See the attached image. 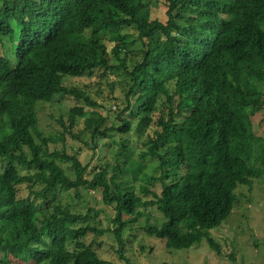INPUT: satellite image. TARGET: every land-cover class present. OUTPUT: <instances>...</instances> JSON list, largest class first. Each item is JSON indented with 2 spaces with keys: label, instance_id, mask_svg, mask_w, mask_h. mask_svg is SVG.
<instances>
[{
  "label": "trees",
  "instance_id": "trees-1",
  "mask_svg": "<svg viewBox=\"0 0 264 264\" xmlns=\"http://www.w3.org/2000/svg\"><path fill=\"white\" fill-rule=\"evenodd\" d=\"M164 6L162 22L151 19L144 0H0V252L12 256L11 264L107 263L83 241L102 232L85 222L92 210L73 212L56 202L57 191L81 197L80 189H101L105 204L114 205L120 251L127 223L155 205L164 221L148 224L147 233L168 248L206 238L221 254L210 229L231 213L237 186L264 175V138L252 121L264 108L263 92L243 79L264 80V0H165ZM127 47L135 55L130 65L120 57ZM112 57L128 78L118 118L100 130L102 116L90 118L74 106L68 126L61 124L68 130L83 117L95 144L111 131L119 137L116 155L124 158L117 170L133 175L144 165L132 158L124 134L144 137L140 158L155 161L154 179L162 184L160 193L142 188L151 199L136 194L124 176L108 183L105 163L84 177L76 154L50 151L57 139L36 128V105L61 92L96 106L65 81L110 71ZM62 161L71 162L74 178ZM22 184L26 196L19 195Z\"/></svg>",
  "mask_w": 264,
  "mask_h": 264
},
{
  "label": "rangeland",
  "instance_id": "rangeland-1",
  "mask_svg": "<svg viewBox=\"0 0 264 264\" xmlns=\"http://www.w3.org/2000/svg\"><path fill=\"white\" fill-rule=\"evenodd\" d=\"M164 1L144 0L151 19L157 18L162 22L167 20ZM129 31L133 35L134 32ZM134 36H136L135 33ZM130 48L123 49L120 54V57H125L126 65H130L135 58L134 54L131 57L129 53H126ZM110 65V71L97 70L92 75L73 77L65 81L66 84H75L87 92L95 101L96 106H87L83 98L76 100L61 92L55 95L50 102H40L36 105L38 116L36 128L44 137L57 139L55 143L49 142L50 151L57 149L64 150L67 155L76 154L79 162L86 168L83 173L84 177L92 178L94 173L100 169L99 165L105 163L104 179L108 183L112 176L118 180L120 176H124L126 184L134 185L136 194L144 196L145 199H151V194H144L142 188L146 187L160 193L162 184L154 179L159 175V171L154 169L155 161L148 156L140 158V154L146 149L144 137L132 131L128 135L124 134L125 138L131 140L129 151L132 158L144 165V171L133 175L130 171L122 173L117 170L118 167L123 166L124 158L116 155L119 137H115L111 131H107L108 135L105 137L99 136L101 142L95 144L91 138V130L86 126L83 117L76 116L74 126L68 130L61 124L63 121L65 126H68V116L74 106L83 107L90 118L97 119L98 116H102L105 121L96 126L100 130L111 126L112 121L118 118L116 106L121 108L122 104L117 105V98L120 99L123 90L127 88L128 78L116 58H111ZM243 79L249 85L261 90L262 97H264V80L249 75H243ZM123 116V119L128 118V113L125 112ZM252 121L254 132L264 138V108L252 117ZM156 128L157 126L153 124L148 128V132ZM34 136L35 141L39 143L40 140L35 134ZM111 136L117 143L111 141L106 144ZM128 157L129 154L125 156L127 159ZM60 163L66 173L74 178L75 173L71 162L62 161ZM164 179L169 180L166 176ZM39 186L37 184L35 188ZM27 193L28 188L24 184L20 185L19 195L26 196ZM75 193V190L57 191L56 202L62 206H68L73 212L80 211L84 214L89 209L92 210L85 222L95 225L102 232H90L85 235L83 241L96 251L98 257L107 261L105 264H160L162 262L169 264H264V175L253 178L251 185H238L235 189L237 200L231 213L220 225L210 229L209 235L219 245L221 254L211 249L206 238L189 247L168 248L164 239L147 233L145 227L148 224L160 227L164 221L163 215L155 205L144 210L140 209L141 212L144 211V214L137 217L136 221L127 223L122 236L124 248L120 251L119 242L114 233L116 224L113 219L117 214L114 205L105 204L102 200L101 189L95 192L80 189L81 197H77ZM128 218L126 214L123 215L124 220ZM4 260L9 264L13 262L11 255L0 252V261Z\"/></svg>",
  "mask_w": 264,
  "mask_h": 264
}]
</instances>
